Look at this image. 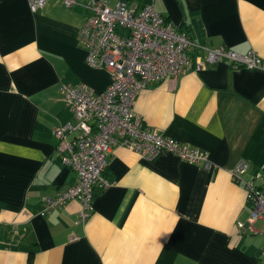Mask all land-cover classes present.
I'll use <instances>...</instances> for the list:
<instances>
[{
  "label": "crops",
  "instance_id": "obj_1",
  "mask_svg": "<svg viewBox=\"0 0 264 264\" xmlns=\"http://www.w3.org/2000/svg\"><path fill=\"white\" fill-rule=\"evenodd\" d=\"M125 1L152 4L193 41L264 58V0ZM84 15L60 0L36 11L0 0V264H260L264 235L237 226L248 208L228 170L264 161V71L227 61L149 84L133 103L147 125L207 151L216 168L115 145L110 185L94 191L84 221L76 199L40 214L46 196L76 182L52 132L75 121L60 83L101 92L110 81L77 41Z\"/></svg>",
  "mask_w": 264,
  "mask_h": 264
},
{
  "label": "built area",
  "instance_id": "obj_2",
  "mask_svg": "<svg viewBox=\"0 0 264 264\" xmlns=\"http://www.w3.org/2000/svg\"><path fill=\"white\" fill-rule=\"evenodd\" d=\"M85 11L77 30V41L85 49L88 65L107 69L110 81L101 92L85 83L63 81L59 90L69 104L74 122L53 127L58 140L56 152L62 165L76 173V182L54 196H46L41 215L76 199L79 210L76 222L84 221L93 211V193L110 185L105 171L115 145H122L151 160L170 153L188 163L207 169L218 165L208 152L181 142L147 125L136 113L133 103L147 85L173 79L188 70H200L204 63L227 61L232 67L264 71V58L254 50L237 52L225 45L210 46L193 41L190 36L152 4L141 9L117 0H60ZM46 0H28L32 11L42 8ZM194 50L191 53V50ZM250 164L238 161L228 171L245 190L248 215L237 226L264 235V161L245 178ZM259 221L257 228L253 223ZM264 264V246L258 253Z\"/></svg>",
  "mask_w": 264,
  "mask_h": 264
},
{
  "label": "rangeland",
  "instance_id": "obj_3",
  "mask_svg": "<svg viewBox=\"0 0 264 264\" xmlns=\"http://www.w3.org/2000/svg\"><path fill=\"white\" fill-rule=\"evenodd\" d=\"M247 172H248V171H247ZM249 174H250V173H244L245 178H246V177L249 178ZM257 225H258V224H256V225L254 224L255 227H257Z\"/></svg>",
  "mask_w": 264,
  "mask_h": 264
}]
</instances>
